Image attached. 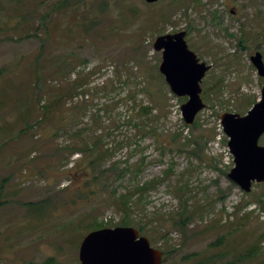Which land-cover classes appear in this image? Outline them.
I'll list each match as a JSON object with an SVG mask.
<instances>
[{
    "label": "rangeland",
    "instance_id": "1",
    "mask_svg": "<svg viewBox=\"0 0 264 264\" xmlns=\"http://www.w3.org/2000/svg\"><path fill=\"white\" fill-rule=\"evenodd\" d=\"M182 31L211 66L190 126L153 47ZM256 52L264 0H0V264H81L95 223L124 227L120 197L150 181L127 227L162 264H264V183L228 178L221 127L261 98ZM97 137L112 153L94 166L65 149Z\"/></svg>",
    "mask_w": 264,
    "mask_h": 264
},
{
    "label": "water",
    "instance_id": "2",
    "mask_svg": "<svg viewBox=\"0 0 264 264\" xmlns=\"http://www.w3.org/2000/svg\"><path fill=\"white\" fill-rule=\"evenodd\" d=\"M155 4L160 0H144ZM186 32L166 34L155 39L153 47L162 53L159 72L171 92L188 97L181 106L186 125H192L206 105L201 93V83L210 65L201 62L186 42ZM251 63L259 77L264 78V60L260 52L251 56ZM259 100L246 115L224 113L221 127L228 137V148L234 167L228 178L243 192L250 193L253 185L264 183V86ZM164 253L151 246L148 238L140 236L131 227L104 228L88 233L79 249L81 264H162Z\"/></svg>",
    "mask_w": 264,
    "mask_h": 264
},
{
    "label": "trees",
    "instance_id": "3",
    "mask_svg": "<svg viewBox=\"0 0 264 264\" xmlns=\"http://www.w3.org/2000/svg\"><path fill=\"white\" fill-rule=\"evenodd\" d=\"M63 6H64V4H62L61 1L56 4L57 10H59V8H61ZM62 10H63V8H61L58 12H61ZM40 77H41V75H38V80L40 79ZM77 86H78V83H75V85L73 86V91L78 88ZM61 99H62V96L60 95L56 98V101L60 102ZM144 110H146L147 115H149V113L151 114L150 108L145 107ZM135 126H139V125L135 123ZM154 132H156L155 129H154ZM102 141H103L102 137H97L96 141H94V142L81 143L82 147L68 146L65 149L70 153V155L77 154V153L85 155L86 158H90L91 166H94L95 164H97L98 161L103 160L105 157L109 156L112 153V149H109L108 147H106V148L101 147ZM118 145H119V147L122 146V142L119 141ZM97 151H98V153H96ZM111 169H115V168L112 167ZM140 169H141V167L139 166V170ZM157 183H158V181H150L149 183H146L143 185H138L139 187L134 191V193L122 195L120 197L119 203L121 206V210L124 212V215H125L124 216V222L122 224H120L121 226H124V227L130 226L129 225V222H130L129 218H130V215L132 214V210L130 211V209H131V205H133V203H134L133 198L136 197L137 195H139L138 201L141 200V202H143L144 195L147 192H149L151 189H154L155 186L157 185ZM144 202H145V200H144ZM261 205L264 208V201L263 200H261ZM188 218H189V216H187L182 211L180 224H184L186 222V220H188ZM94 226L95 227L93 229H94V231H96V230L104 229L107 225H105L104 223H99L97 221ZM140 230L142 231L143 228L141 227ZM220 242H222V240H220ZM166 255H167V253L164 252L163 261L165 260ZM44 264H53V263H51V261L49 260V261H46V263H44Z\"/></svg>",
    "mask_w": 264,
    "mask_h": 264
}]
</instances>
